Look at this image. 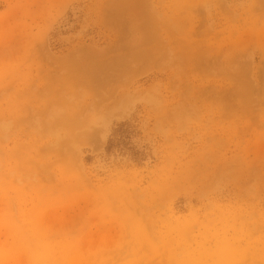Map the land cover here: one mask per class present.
I'll return each instance as SVG.
<instances>
[{"label": "rangeland", "instance_id": "374dc122", "mask_svg": "<svg viewBox=\"0 0 264 264\" xmlns=\"http://www.w3.org/2000/svg\"><path fill=\"white\" fill-rule=\"evenodd\" d=\"M0 264H264V0H0Z\"/></svg>", "mask_w": 264, "mask_h": 264}, {"label": "trees", "instance_id": "16d2710c", "mask_svg": "<svg viewBox=\"0 0 264 264\" xmlns=\"http://www.w3.org/2000/svg\"><path fill=\"white\" fill-rule=\"evenodd\" d=\"M137 132L129 124H122L119 126L113 135V138L109 141L108 150L113 149L114 146H121L126 148L132 155L142 154L139 149L134 145L133 138L136 136Z\"/></svg>", "mask_w": 264, "mask_h": 264}]
</instances>
